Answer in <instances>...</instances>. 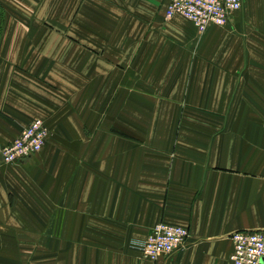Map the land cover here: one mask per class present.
Wrapping results in <instances>:
<instances>
[{
  "label": "crops",
  "instance_id": "crops-1",
  "mask_svg": "<svg viewBox=\"0 0 264 264\" xmlns=\"http://www.w3.org/2000/svg\"><path fill=\"white\" fill-rule=\"evenodd\" d=\"M55 1L0 0V149L49 133L0 159V264H232L231 235L264 230V0L202 33L140 0L156 13L114 46L69 45L67 6L90 0ZM158 223L189 239L152 262L133 244Z\"/></svg>",
  "mask_w": 264,
  "mask_h": 264
},
{
  "label": "built area",
  "instance_id": "built-area-1",
  "mask_svg": "<svg viewBox=\"0 0 264 264\" xmlns=\"http://www.w3.org/2000/svg\"><path fill=\"white\" fill-rule=\"evenodd\" d=\"M244 0H169L166 18L180 16L202 33L207 27L227 25L232 14L241 10ZM47 127L41 120L30 123L21 135L0 149L3 164L18 163L39 153L48 137ZM189 239V231L179 226L158 223L142 241L133 247L144 259L157 261L181 251ZM232 264H264V230L237 231L231 235Z\"/></svg>",
  "mask_w": 264,
  "mask_h": 264
},
{
  "label": "rangeland",
  "instance_id": "rangeland-1",
  "mask_svg": "<svg viewBox=\"0 0 264 264\" xmlns=\"http://www.w3.org/2000/svg\"><path fill=\"white\" fill-rule=\"evenodd\" d=\"M56 0L55 2H57ZM86 2V0H85ZM54 3V2H53ZM45 8L47 7H34L36 18V25L41 27V30L53 31L59 30V23L52 21L48 23L43 21L42 14L45 13ZM53 19L58 20L59 6L53 5L51 7ZM76 9H80L82 12L78 11V15L82 13L83 24L77 23L75 17L73 20L68 22V44L76 45L77 41L75 38V29H83L84 31V41L91 43V41H98L101 45H116L115 42L121 38L123 34L120 31L124 29H131L133 32L132 40H136L135 36L139 34L141 26L146 23L144 22L143 16L145 14L156 13V7H153L149 3L143 4L140 0H90L86 4L81 5V7L67 6V13L69 16H74L76 14ZM151 15V14H150ZM1 25V21H0ZM1 31V30H0ZM120 32V33H119ZM122 39V38H121ZM57 35L54 36L53 41H58ZM166 120V119H165ZM176 124H181L182 120L186 119H175Z\"/></svg>",
  "mask_w": 264,
  "mask_h": 264
}]
</instances>
